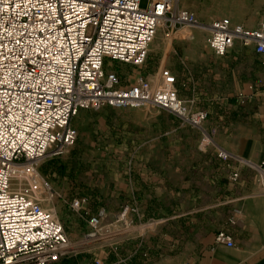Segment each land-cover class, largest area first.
I'll list each match as a JSON object with an SVG mask.
<instances>
[{
    "label": "built area",
    "instance_id": "built-area-1",
    "mask_svg": "<svg viewBox=\"0 0 264 264\" xmlns=\"http://www.w3.org/2000/svg\"><path fill=\"white\" fill-rule=\"evenodd\" d=\"M141 1L0 0V264H58L67 257L71 242L54 210L42 205V192L53 188L38 167L75 143L72 120L81 110L152 104L195 127L207 119L180 98L177 77L167 67L157 86L142 73L123 83L121 66H143L160 29L170 34L198 23L179 0H147L146 7ZM208 30L217 57L235 44L264 54V21L248 28L222 17ZM210 143L205 132L202 144ZM216 154L221 160L230 156L221 148ZM259 172L264 188V154ZM83 203L75 199L71 207L79 210ZM137 211L127 206L121 217ZM89 225L94 236L100 216ZM215 241L234 245L223 230Z\"/></svg>",
    "mask_w": 264,
    "mask_h": 264
},
{
    "label": "rangeland",
    "instance_id": "rangeland-1",
    "mask_svg": "<svg viewBox=\"0 0 264 264\" xmlns=\"http://www.w3.org/2000/svg\"><path fill=\"white\" fill-rule=\"evenodd\" d=\"M178 5L194 11L198 23L170 34L160 29L143 66H121L123 83L142 73L157 86L169 63L180 71L176 55L188 45L208 46V24L215 18L228 17L248 28L264 21V5L259 12H248L245 0H179ZM146 6L142 0L141 7ZM220 10L225 13L212 16ZM178 80L179 96L191 109L208 110L224 91L205 84L194 100L191 81L180 74ZM202 124L192 126L152 104L81 110L72 120L78 132L75 143L38 167L53 188L42 192V205L54 210L71 242L58 264H149L189 254L196 230L214 222L209 211L224 200L214 135ZM205 132L213 144H202ZM75 199L84 200L79 210L71 207ZM127 206L138 211L122 218ZM92 216H100L101 225L89 236Z\"/></svg>",
    "mask_w": 264,
    "mask_h": 264
},
{
    "label": "crops",
    "instance_id": "crops-1",
    "mask_svg": "<svg viewBox=\"0 0 264 264\" xmlns=\"http://www.w3.org/2000/svg\"><path fill=\"white\" fill-rule=\"evenodd\" d=\"M245 1L248 12H259L264 5V0ZM221 13L225 12L215 11L212 16ZM175 63L180 71L172 63L167 68L176 75L177 87L179 74L191 81L194 100L202 85L224 88L208 110L192 108L207 113L202 127L214 135L224 200L209 211L214 222L196 230L189 254L149 264H264V188L259 172L264 154V54L256 53L252 45L235 44L225 56L217 57L209 46L196 44L177 54ZM217 148L226 150L229 158L219 159ZM222 230L232 236L233 246L215 241Z\"/></svg>",
    "mask_w": 264,
    "mask_h": 264
}]
</instances>
